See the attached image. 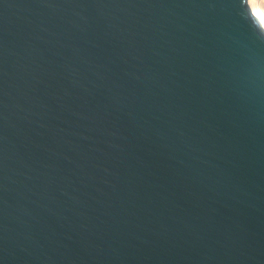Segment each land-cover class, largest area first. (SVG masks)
Returning <instances> with one entry per match:
<instances>
[{
  "label": "water",
  "instance_id": "95a60500",
  "mask_svg": "<svg viewBox=\"0 0 264 264\" xmlns=\"http://www.w3.org/2000/svg\"><path fill=\"white\" fill-rule=\"evenodd\" d=\"M0 264H264L247 0H0Z\"/></svg>",
  "mask_w": 264,
  "mask_h": 264
},
{
  "label": "bare ground",
  "instance_id": "6f19581e",
  "mask_svg": "<svg viewBox=\"0 0 264 264\" xmlns=\"http://www.w3.org/2000/svg\"><path fill=\"white\" fill-rule=\"evenodd\" d=\"M247 4L264 30V0H247Z\"/></svg>",
  "mask_w": 264,
  "mask_h": 264
}]
</instances>
